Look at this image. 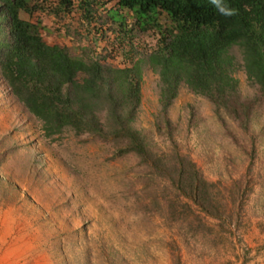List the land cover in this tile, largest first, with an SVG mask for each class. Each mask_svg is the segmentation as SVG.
I'll return each mask as SVG.
<instances>
[{"label": "rangeland", "instance_id": "rangeland-1", "mask_svg": "<svg viewBox=\"0 0 264 264\" xmlns=\"http://www.w3.org/2000/svg\"><path fill=\"white\" fill-rule=\"evenodd\" d=\"M78 13L22 17L51 27L52 34L42 31L48 42L69 45L74 36L58 27L68 19L76 25ZM115 35L103 24L96 51L113 65H128ZM142 40L133 61L155 43ZM142 65L132 125L154 152H168L171 144L156 128L165 123L158 75ZM234 74L240 95L253 102L247 128L185 85L165 114L180 152L214 183L227 220L185 198L189 207L181 205L175 186L136 154L120 152L122 142L73 132L45 138L0 80V264H250L264 254V99L241 67Z\"/></svg>", "mask_w": 264, "mask_h": 264}, {"label": "trees", "instance_id": "trees-1", "mask_svg": "<svg viewBox=\"0 0 264 264\" xmlns=\"http://www.w3.org/2000/svg\"><path fill=\"white\" fill-rule=\"evenodd\" d=\"M114 1L106 15L121 54L130 62L124 66L107 62L96 51L90 23L98 0H0V80L40 122L45 138L57 140L73 132L122 142L120 152L136 154L175 186L181 205H187L185 198L207 216L227 220L230 215L216 204L214 183L180 152L165 114L185 85L247 128L253 102L240 95L234 73L241 67L264 99V0H223L236 9L231 17L221 15L211 0ZM35 11L55 20L79 12L76 25L68 19L58 27L74 40L69 45L48 42L42 31L52 34L51 27L22 17ZM60 29L55 31L61 34ZM143 35L155 38L145 62L158 75L165 123L156 128L169 140L168 152H154L132 125L143 76V59L132 57L144 43Z\"/></svg>", "mask_w": 264, "mask_h": 264}, {"label": "clouds", "instance_id": "clouds-1", "mask_svg": "<svg viewBox=\"0 0 264 264\" xmlns=\"http://www.w3.org/2000/svg\"><path fill=\"white\" fill-rule=\"evenodd\" d=\"M108 1L109 0H104V1L103 0H98L99 5H98V7H96L97 8V12H96V14L93 17L94 18L93 21L90 23V25L94 29L92 32H94L95 35L102 30L103 24H108V22H109V24H111V20L108 19L106 13H107L108 10H110V8L112 9V6H113L115 1L112 0L113 1L112 5L108 6V7H105L106 4L108 3ZM211 2L216 6L218 11L223 16L231 17V16H234L236 14V9L230 8L229 6L224 4L223 0H211ZM100 8H102L101 12L99 11ZM74 12H76V11H74ZM142 59L145 60V57L142 58ZM250 264H264V254H262L261 256L256 257L255 260H251Z\"/></svg>", "mask_w": 264, "mask_h": 264}]
</instances>
